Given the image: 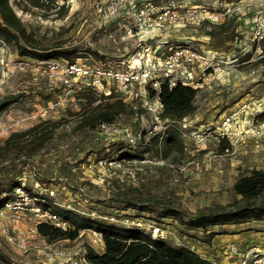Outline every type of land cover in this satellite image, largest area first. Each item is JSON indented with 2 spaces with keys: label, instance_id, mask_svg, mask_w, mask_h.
I'll use <instances>...</instances> for the list:
<instances>
[{
  "label": "rangeland",
  "instance_id": "1",
  "mask_svg": "<svg viewBox=\"0 0 264 264\" xmlns=\"http://www.w3.org/2000/svg\"><path fill=\"white\" fill-rule=\"evenodd\" d=\"M10 1L37 39L39 47L49 50L77 49L72 52L71 59L83 61L92 58L106 61L128 59L132 54L143 51L145 46L158 54H164L172 47L189 41L204 47L208 44H222L233 33L238 22L237 16H244L245 8L242 10L240 3H248L246 9L250 11L264 9V0H128L117 13L109 10L114 0H43V7L28 0L23 1V6L15 0ZM227 1H233L231 13L234 18L226 28H220V24L213 26L211 24L214 22L210 20L186 26L177 24L179 20L187 19L189 8L208 7L213 12H223L227 8ZM163 7L170 12L167 19L159 24L155 19L161 9L164 10ZM144 21L152 23L149 28L153 27L147 35L143 38L137 35L123 37L127 25L137 30L138 23ZM189 33H195L197 38H189ZM58 61L64 63L62 58ZM257 62L260 64L256 65L261 67L257 79L258 92H251L248 85L245 90H240L245 91V94H264V62L260 59ZM53 64L52 59L21 56L13 45L0 38V99L21 94L19 101L0 113V134L3 137L0 146L12 132L35 125L36 129L29 137L37 139L42 134L50 136L30 155L13 153L6 161L0 158V190L11 186V183L21 182L37 197L20 218L8 213L3 220L11 234L27 231L36 223V212L30 208L46 203L43 200L40 202V195H43L47 201L52 200L87 217H97L108 222L112 215L123 216L130 212L143 219L141 227L144 231H148L150 224L154 223L166 230L165 237L169 242L190 245L196 239H206L208 233L201 228L187 227L179 220L164 215L165 207L176 206L192 212L231 202L239 197L232 186L240 174V164H264V148L254 150L252 141L244 143L246 152L237 151L234 156L223 155L227 143L191 142L188 138L190 130L214 126L219 118L213 116L218 112L210 104L202 102L201 118L192 121L188 117L174 125L182 132L183 149H167L164 143L161 144L159 151L166 159L165 164L127 162L124 169L100 166L99 159L118 158L130 148L120 136L79 126L80 111L82 113L81 108L85 102L80 96V88L84 86L83 78L74 77L71 79L72 84H69L65 82L63 68H52L55 66ZM240 91L230 96V104L237 100ZM100 101H95L93 105ZM125 102L130 105L135 103L136 107L133 106L134 110L129 108L123 111L116 121L135 130L144 128L150 115L139 102ZM221 102V99L216 102L217 107H220ZM223 108L225 106L220 107ZM185 122L186 126L183 125ZM150 145H139L132 151L142 154L140 158L153 159L158 154L153 146L149 148ZM138 194L147 199L150 209L139 210L126 205L127 198L136 199ZM235 223L239 225L237 228L245 227L241 231H245L244 238L249 241L239 238L228 242V245L234 242L241 251L257 247L251 242L252 234H256L258 229L264 230V217ZM218 228L221 230L222 226ZM97 236L96 230L85 228L75 239L49 241L39 232L32 239L31 250L24 252L7 242L0 232V244L16 264H57L56 260H47L38 250L47 246L65 247L77 256L82 255L89 246L103 251V239ZM228 245H224L222 250L227 249ZM232 256L237 263L240 255Z\"/></svg>",
  "mask_w": 264,
  "mask_h": 264
},
{
  "label": "built area",
  "instance_id": "2",
  "mask_svg": "<svg viewBox=\"0 0 264 264\" xmlns=\"http://www.w3.org/2000/svg\"><path fill=\"white\" fill-rule=\"evenodd\" d=\"M128 0H114L109 5L112 13L121 10L122 5ZM228 8L223 12H213L208 7H193L188 9L186 20H179L178 25L186 26L189 23H201L210 20L218 23L227 12L232 9V2H228ZM161 9L157 14L155 21L160 24L167 19L170 10ZM253 31L250 42L243 47L244 55L252 54L249 60H259L264 57V9L257 11L252 19ZM152 23L147 21L139 22L138 29L135 30L131 25L126 26L124 38L138 36L143 38L150 31ZM158 25V24H156ZM239 55L233 57H223L221 53L213 48L198 45L193 41L178 44L172 47L167 53L158 54L144 47L143 51L132 54L128 59L119 61H106L103 59L81 60L62 58L63 64L59 58H52V68H63L65 82L72 84L74 77L83 78L84 86H91L99 93L109 95L114 92L124 101L131 103L137 101L142 108L150 115V120L140 130H135L128 125H121L117 121L102 122L98 129L104 134L117 135L122 137L130 147H136L147 143L153 136L159 135L164 140L168 129L181 120L185 121V116L181 120L170 119L165 116V107L160 93L163 82H168L174 86L181 82L199 89L211 86L214 82L228 83L233 66L232 63H240ZM50 60V59H49ZM228 87V85H227ZM136 107V104H132ZM183 125H187L185 122ZM0 134V141L2 140ZM188 138L196 144H208L217 142L219 144L227 143L223 155L233 156L238 152H246L243 147L247 141H252L254 150L260 151L264 148V95L246 100L237 104L233 109L221 113L214 126H208L204 129H192L188 132ZM154 162L165 164L166 159L162 155H156L153 159H144L134 157L127 158H101L98 161L100 166H108L124 169L128 163ZM35 197L24 188H16L15 197L7 201L0 207V225L1 234L6 241L15 245L20 251L28 252L32 248V239L39 233L38 224L42 221L53 224L55 227L67 229L71 226L69 220L59 213L44 208L41 205L32 206L37 215L36 223L27 231L11 234L9 228L3 224V220L8 213L20 218L21 215L29 209ZM125 213L123 216L112 215L111 220L126 225L142 228L143 219L139 216ZM153 237H165L166 230L160 225L151 223L147 231ZM97 238L103 239V234L96 231ZM104 240V239H103ZM227 253L230 255L238 254L240 259L237 264H264V252L253 247L246 251H241L239 246L231 242L227 246ZM259 250L260 252L256 251ZM38 252L47 260H56L57 264H89L87 259V249H84L82 255L77 256L71 249L58 246H47L39 249Z\"/></svg>",
  "mask_w": 264,
  "mask_h": 264
},
{
  "label": "trees",
  "instance_id": "3",
  "mask_svg": "<svg viewBox=\"0 0 264 264\" xmlns=\"http://www.w3.org/2000/svg\"><path fill=\"white\" fill-rule=\"evenodd\" d=\"M23 1L15 0L17 4H21L22 6ZM28 1L36 6H44L43 0ZM220 28H225V25H220ZM0 38L13 45L19 55L30 56L39 60L52 58L71 59L72 52L77 51V49L70 48L49 50L45 47H39L37 39L17 14L10 0H0ZM260 61L264 62V57ZM80 89H82L80 96L85 99V102L81 108L83 109L82 113L80 111L81 119L79 126L91 127L95 130L98 129V126L102 122L116 121L123 111L129 108L130 110H134L133 105L125 102L114 92L106 95L99 93L91 86H82ZM197 93V88L181 82L174 86H170L168 82H163L160 97L164 103L165 116H168L170 119L181 120L191 114L196 108L195 99ZM97 94H100V96ZM20 98V93L1 98L0 113L12 103L19 101ZM99 99L101 101L93 105ZM35 129L36 125L12 132L6 138L4 144L0 146V158L6 161L9 159V155L13 153L16 155L23 153L30 155L34 151L36 152L38 147L42 146L50 136L42 134L37 139L29 137L28 135ZM162 143H164V148L182 150L184 147L182 132L178 127L173 125L168 129L164 140H161L159 135H155L144 144H151L149 148L152 149L153 146L157 154L162 155L159 151ZM128 147L130 150L122 152L119 158L131 159L143 156L138 152L132 151L137 146L130 147L128 145ZM21 185L33 195L23 183H11V186L0 190V207L15 197L16 188ZM232 187L239 197L231 202L217 204L192 212L181 207L167 206L165 207L164 215L179 220L187 227L204 228L216 224L235 223L249 218L264 217V168L252 167L244 170L236 178ZM40 198V202L42 200L46 202L40 203L42 207L59 213L67 218L71 224L69 228L62 229L48 222H40L38 230L47 240L55 241L61 238L75 239L79 236L80 231L85 228L94 229L103 234V251H98L91 246L87 247V259L90 264H220L215 260L203 256L188 244H174L169 242L166 237H153L142 228L118 223L111 219L108 222L97 217H87L74 209L62 207L52 200L47 201L46 196L40 195ZM126 205L139 210L150 209L149 202L141 194H138L136 199L127 198ZM217 233L218 231L211 230L207 234V238L211 239ZM0 264H16L10 253L1 244Z\"/></svg>",
  "mask_w": 264,
  "mask_h": 264
},
{
  "label": "crops",
  "instance_id": "4",
  "mask_svg": "<svg viewBox=\"0 0 264 264\" xmlns=\"http://www.w3.org/2000/svg\"><path fill=\"white\" fill-rule=\"evenodd\" d=\"M240 4L242 6V10L243 8H245V10H243L244 16H241V14L237 16L238 22L236 23L235 29L234 31H232L233 33L230 35V37L226 38L227 40H225L222 44H208V46L205 45V47H210L218 50L221 53V55L226 58L239 55L242 59L240 63L238 62L232 63L233 71L228 83L214 82L211 86L199 89L195 99L196 108L191 114L187 115V117H189L192 121L201 118L200 104L202 102H204L205 104H210L212 109L218 112L216 114L215 113L213 114V116L217 118L221 113H225L233 109L239 103L264 95V94L257 95V94H248V93L245 94L246 93L245 91L244 92L240 91L249 85L251 92H258L259 83L257 79H258V73L261 69L260 66L256 65V64H260L259 62H257L258 59L249 60L252 54L250 53L246 55L242 54L243 47L247 45L251 40L252 31H253L252 19L256 11H250V9H246L248 6V3L246 2H242ZM232 18L234 17L230 11L227 12L225 16L221 18V20L218 23H213L211 25L214 26L218 24L220 25L224 24L226 28L229 24V21H231ZM187 36L192 39L197 38L195 33H191V34L189 33ZM253 65L256 66L253 67ZM249 67L252 68L249 69ZM237 91H240L239 95H237L236 97L237 100H235L232 104H230L231 101L229 100L230 96ZM219 97H221L220 99L222 100L220 107L225 106V108L223 109H220V107H217L218 105H216V102L220 101ZM223 103L226 105H224ZM240 165H241V168L239 169L240 173L252 167L264 168V164L263 165L256 164L255 166L254 165L248 166L246 162V163H241ZM242 223L239 224L241 225ZM259 225H262V223H259ZM219 226H222L221 230H219L218 228ZM236 226L239 225L236 223H227L221 225L219 224L211 225L208 226L207 228L197 227V228H201L206 233H209L211 230L218 231V233L215 234L213 237H211V239H208L207 237L204 240L196 239L195 242L190 244V246L194 250L202 254L203 256L215 260L220 264H237L233 256L228 255L226 249L222 250V247H224V245L226 244L228 245V242L230 241H234L239 238H241L242 240L245 239L243 241L246 240L249 241L247 238H244L245 231H241L242 228L244 229L245 227L237 228ZM251 242L255 243V245H257V248L260 246L261 248L259 249H262V251L264 252V245H262L264 243V230L258 229L256 231V234L253 233ZM102 243H103L102 247L104 248V240Z\"/></svg>",
  "mask_w": 264,
  "mask_h": 264
}]
</instances>
